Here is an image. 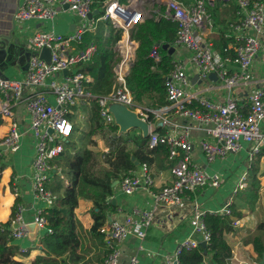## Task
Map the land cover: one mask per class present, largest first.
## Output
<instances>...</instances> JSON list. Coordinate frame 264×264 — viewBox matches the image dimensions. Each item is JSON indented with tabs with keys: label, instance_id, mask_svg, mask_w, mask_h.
<instances>
[{
	"label": "built area",
	"instance_id": "1",
	"mask_svg": "<svg viewBox=\"0 0 264 264\" xmlns=\"http://www.w3.org/2000/svg\"><path fill=\"white\" fill-rule=\"evenodd\" d=\"M216 1L229 0H194L190 5L171 0L168 2L166 16L178 22L176 45L192 51V61L198 67L200 77L210 78L211 73H216L224 86L232 88L253 80L250 67L261 50V37L264 36V1L238 0L239 12L243 14V18L230 26L236 31L250 30L254 33L233 36L236 44H228L222 51L216 49L210 38L216 23L209 11V5ZM96 2L97 0H25L15 12L14 17L17 20L31 18L53 20L58 14V7L68 4L67 9L78 16L79 23L68 35L55 31H38L33 34L29 42L34 52L29 58L22 80L0 75V118L8 124V131L0 145L6 146L11 152H17L21 148L23 135L12 110V103L23 98L25 89L29 90L26 105L31 117L30 131L36 146L32 165V186L36 201L41 203L36 208L32 221H28L24 216L25 206L22 203L16 205L15 212L9 220L10 236L14 240L31 238V231L28 228L31 222L36 224L35 232L36 230L53 232L49 227L48 211L57 205L62 197L49 187L52 175L57 169L53 160L65 150L63 140L73 133V124L69 116L73 113V107L82 100H94L98 103L106 126L115 124L114 115L108 107L110 101L126 103L147 120L150 112L155 113L166 126L169 123L163 117V113L171 109L176 115L190 119L196 123L195 126L207 131L208 138L200 141V147L209 163L230 153H239L244 149L245 143L254 144L249 153L250 159L264 149V128L261 126L264 119V83L250 96V107L248 113H245L243 107L232 97H228L224 102L212 101L199 92L189 91L187 87L191 83L185 65L175 60L174 67L166 78L169 105L161 109L136 105L126 84V77L134 64L137 49V43L129 32L135 24L142 21L144 13L137 7H130L129 10L134 13L129 22H126L117 14L121 7L118 2L114 1V5L106 4V11L102 15L95 13ZM107 18H111L115 26H120L124 30L116 44L121 55L115 69L119 85L106 96H95L86 88L90 75L85 71L72 69V66L92 60L98 49L97 43L91 42L83 48L79 45L86 32L94 30L99 21ZM126 33L128 37L125 36ZM225 37H231V34L226 33ZM44 47L51 51L50 61L41 57ZM153 56L157 60L160 59L156 51L153 52ZM66 70H69L68 74L64 73ZM57 76H61L62 80H58ZM192 127L184 125L180 132L161 133L154 129L150 130L149 148L153 149L161 144L168 146V158L172 161V172L176 179L160 191L151 190L154 204L150 208H135L124 219L111 217L106 231L108 252L102 264H139L137 254L131 255L126 263L122 261L121 243L130 234L137 233L144 238L162 214L171 215L183 206L188 192L207 185L221 186V175L209 173L193 159L195 143L191 140ZM111 152L110 146H104L100 149V156L106 159ZM141 168L145 185L152 186L154 178L149 172L148 163H142ZM259 181L258 201L264 205V175L259 176ZM141 183V178L132 170L122 178L121 189L131 194L141 187ZM246 186L247 176L244 175L239 187ZM232 204L233 199L219 212L212 213L230 216ZM204 215L205 212L200 205H195L191 224L197 231L203 233L204 240L209 243L211 234L204 222ZM136 216L140 219H136ZM138 224L140 227L136 230L135 226ZM238 224L240 220L235 219L234 225ZM199 244V241L193 238L181 241L173 253L165 255V264H180V254L197 248ZM19 250L26 252L25 247H20Z\"/></svg>",
	"mask_w": 264,
	"mask_h": 264
},
{
	"label": "crops",
	"instance_id": "2",
	"mask_svg": "<svg viewBox=\"0 0 264 264\" xmlns=\"http://www.w3.org/2000/svg\"><path fill=\"white\" fill-rule=\"evenodd\" d=\"M23 1L25 0H0V40L4 36L11 37V40L6 43V46H8V48L10 47L9 52L5 54L4 51H1L0 53V75L13 80H22L25 76L29 58L34 52V48L29 42L33 34L38 31H55L68 35L79 23L78 16L65 6L58 7V14L53 20L35 18L17 20L14 15L18 6ZM114 1L128 8H138V6L135 5L136 0H107L105 5H112ZM193 2L194 0H190L189 4L186 5H190ZM159 6L161 5L159 4L152 8H146L144 17L149 11L156 13L157 17L161 15L166 16L167 7L165 6V12H161ZM211 6H214V8L217 6V8L212 11ZM238 6V0H236L235 4L231 3V1H216L209 5V11L213 13L212 15H214L213 18L216 23V28L210 34V38L219 51L222 50L219 49L220 44L218 43L217 45V40L223 31H226L225 34H231V37H226L231 38V41L228 43L230 45L236 44V40L233 36L246 35L251 32L250 30L236 31L231 28L230 25L232 23H236L243 18V14L239 12L240 9H238ZM140 8L142 9V7ZM94 10L96 14H101L99 8H94ZM103 20L104 19L101 21L103 22ZM101 26L100 32H102L103 35L109 34L110 27L105 23ZM251 33L254 32L252 31ZM125 36L128 37V33H126ZM135 42L138 47L139 43L137 41ZM261 42V50L250 67L253 80L232 88L224 86L220 79L201 78L198 67L192 61V52L188 50L180 53L179 57L175 58V60L181 61L185 65L186 73L191 83L187 87L189 91L199 92V94L212 101L224 102L228 97H232L238 101L244 110H247L250 107V96L264 83V36L261 37ZM115 50L117 51V46H115ZM175 53L176 48L174 56ZM75 69H78V67ZM197 74H199V78L195 79ZM56 78L62 80L61 76H57ZM90 81H93L91 76ZM28 91V89H25L23 98L18 101H13L12 103V110L19 122L20 131L23 134L21 148L17 152H11L8 149H0V166H4L0 179V223H5L10 220L17 197L21 199L20 203L25 206L24 216L28 221L33 220L36 208L41 205V203H38L35 199L32 186V165L36 154V146L35 139L30 131L31 117L26 105ZM95 104L94 100H82L77 106L73 107V113L69 117L70 120L72 118L75 119L76 124H73V133L69 138L75 140L76 148L72 149V151H78L85 147L97 150L94 147L97 144L96 142L100 131H98L94 125L95 120L93 115ZM163 117L168 120L169 125H164L162 119L159 118L158 125L161 126V130L159 131L161 133L172 131L180 132L184 125L193 126L191 131V140L195 143L193 159L209 173L221 175L222 184L220 187L207 185L195 191L188 192L183 206L176 209L171 215L167 216L166 214H162L149 229L148 234L144 238H141L137 233L130 234L121 243L123 249V263H126L131 255L137 254L139 264H165V255L173 253L181 241L193 238L201 243L204 241L203 233L197 231L191 224L194 206L197 204L200 205L205 213L219 212L229 200L233 199L232 195L234 191L240 188L239 185L242 183L243 176H248L251 163L257 158L259 160L258 178L260 175H264V154L260 157L256 155L253 159L249 158V153L254 146L253 143H245L244 149L239 153H230L224 158H218L214 162L209 163L200 147V141L208 138L207 131L195 126L196 123L190 119L176 115L171 109L165 110ZM85 119L89 120V127L87 129L82 127ZM156 126V124L150 123L151 129L155 130ZM261 126L264 128V119L261 121ZM7 131V122L0 118V141H2ZM87 132L88 135H91L90 138L89 136L87 138L82 136ZM130 133H133L132 137H127ZM76 134H79V136L74 137ZM113 134L115 135V133ZM116 134V137H122L121 145L126 147L127 150L136 151L140 156L145 155L144 153H146V151L150 152L149 143L148 148L142 149L141 151L140 134L142 136L143 134L140 129L134 128L127 133L121 134H119L118 131ZM1 146L4 147V145ZM100 146L101 148L104 147L103 144H100ZM105 146H110L112 152L107 155L106 159H103L99 155V160L104 165L110 166L111 162L109 159L114 160L115 158L113 159V157L116 156L115 150L118 147L117 138L112 145L105 144ZM151 157L152 161L149 164V172L154 178V184L149 187L145 185L144 174L141 168L142 164L137 162V167L133 169V171L141 178V187L135 192L127 194L121 189V181H119L111 198L113 204L116 205V210L113 213H108V216L112 217V219H124V217L135 208H150L154 204L151 190L160 191L165 185L171 184L176 179L172 172V161H170L169 158H166L163 153L156 152H151ZM58 159L59 157L53 160L57 169L52 175L49 187L55 192L63 195L64 189L68 186L70 180L63 174V169L59 166ZM58 175L61 178L62 184L53 181V178ZM12 183L14 185L13 189L11 187ZM256 205L257 209L264 211V205L260 204L259 201H257ZM90 208L91 200H81L80 206L76 211L78 220L83 224V230L80 232L81 245L78 250L79 255L76 257L77 261L71 264H102L104 261L106 255L105 248L107 247L108 241L106 231L110 219L104 227V239L92 236L89 231L93 224ZM248 214L240 218V224L235 226L234 229L226 235V239L232 246L233 251L230 264L260 263L258 262L257 254L253 252V247L249 239L253 230H248L247 226L249 225L245 224ZM136 219H140V217L136 216ZM139 227L140 225L138 224L135 226V229L137 230ZM44 232L46 231L36 230L34 238L14 240V243L19 245V248H26V252H21L19 250L21 254L16 258L30 261L37 255H40V242ZM103 242L106 243V247L102 246Z\"/></svg>",
	"mask_w": 264,
	"mask_h": 264
},
{
	"label": "trees",
	"instance_id": "3",
	"mask_svg": "<svg viewBox=\"0 0 264 264\" xmlns=\"http://www.w3.org/2000/svg\"><path fill=\"white\" fill-rule=\"evenodd\" d=\"M106 1L97 0L94 5L95 8L100 9V15L106 11ZM177 1L184 4L190 2V0ZM229 1L234 4L236 2V0ZM159 8L161 12L166 10L164 5ZM216 8L217 6L215 8L211 6L212 11ZM238 9H240L239 6ZM104 23L110 27V32L107 35L100 32L101 25ZM178 28V22L171 17L164 15L157 17L156 13L149 11L143 21L138 22L130 29L131 38L139 45L136 49L134 64L126 77V84L136 105L150 109H161L169 105L166 78L174 67L175 57L174 53L170 54L169 50L164 48V45L168 44L169 47L176 48ZM123 31L122 27L114 25L111 18H107L103 22L99 21L94 30L86 32L79 45L80 48H83L89 43L95 42L98 46L91 61L76 66L78 70L87 72L93 78V81L86 84V88L95 96H106L119 85L115 69L121 60V55L115 50V46ZM225 32L223 31L217 40L220 50H223L231 41V38L225 37ZM154 51L158 53L159 60L153 56ZM95 103L93 117L98 123V128L102 132L117 133L119 127L114 123L106 126L102 120L99 105L96 101ZM248 110H245V113H248ZM148 121L157 125L156 131L161 130V126L158 125L159 117L155 113L150 112ZM105 127H108V130ZM140 137L142 151V149L148 148L149 136L143 137L140 134ZM116 138L118 147L115 150V159L108 158L111 162L110 166L100 162L96 150L85 147L78 151H72L76 148L75 140L69 137L63 140L65 150L59 156L58 164L62 167L63 174L69 178L70 183L64 189V194L57 205L48 211L49 227L53 229V232L43 233L40 242V255L30 261L19 260L16 257H19L21 253L19 245L15 244L14 239L10 236V221L0 223V264H71L76 262L81 245L80 232L83 230V224L76 216L81 200H91L90 212L93 220L89 229L91 235L104 239V227L109 220L108 213H113L116 210V205L111 199L117 187V185L113 186L114 181H121L124 176L137 167V162L140 164L147 162L149 165L152 161L151 152L163 153L166 158L169 153L168 146L161 144L140 156L136 151L127 150L121 145V136ZM263 154L264 149L258 154V157ZM258 165V158L251 163L247 186L237 190V198L233 200L230 216L212 212L205 213L204 222L211 234V239L206 248L200 243L197 248L191 251H183L179 256L180 264L231 263L233 251L226 235L234 229L235 219L256 212L260 187ZM3 170L4 166L1 165L0 179ZM11 187L14 188L13 183ZM20 202L21 199L17 197L12 214ZM249 239L253 252L257 254L258 262H261L264 255V221L260 223L256 232ZM102 246L106 247V243L103 242ZM205 250H207L206 253ZM107 252L108 247L105 248V253Z\"/></svg>",
	"mask_w": 264,
	"mask_h": 264
},
{
	"label": "water",
	"instance_id": "4",
	"mask_svg": "<svg viewBox=\"0 0 264 264\" xmlns=\"http://www.w3.org/2000/svg\"><path fill=\"white\" fill-rule=\"evenodd\" d=\"M66 8L69 7L68 4L64 5ZM134 11H130L127 6H122L118 9L117 14L120 15L122 18L126 20V22H129V19L133 15ZM91 16V15H90ZM11 40V37L4 36L0 40V53L1 51H4L5 54L9 52L10 47L6 46V43ZM165 49L169 50L170 54H173L175 52V47H169L168 44L164 45ZM41 57L46 59L47 61H50L51 59V51L48 47H44L41 51ZM65 74L69 73V70H66L64 72ZM199 78V74L195 76V79ZM210 78L218 79V75L216 73H211ZM109 110L112 112L115 118V124L119 127V134L121 133H127L129 130L137 128L142 131V134L144 137H148L151 127L150 122L141 117L140 114L135 109H131L126 103L119 102V101H110L109 102ZM0 149H7L6 146H1ZM119 183L118 180L114 181L113 186L117 185ZM111 220V217H109ZM35 227L36 224L34 222H31L28 224V228L31 231V237L34 238L35 236ZM207 241H202L201 245L206 248ZM207 250H205V253ZM260 264H264V255L260 262Z\"/></svg>",
	"mask_w": 264,
	"mask_h": 264
},
{
	"label": "rangeland",
	"instance_id": "5",
	"mask_svg": "<svg viewBox=\"0 0 264 264\" xmlns=\"http://www.w3.org/2000/svg\"><path fill=\"white\" fill-rule=\"evenodd\" d=\"M133 1H135V0H133ZM169 1H171V0H136L135 5L138 6V9H140L144 13V15H145L146 8H150V7L152 8L153 6L155 7V6H158L159 4L160 5H164L165 4L164 6L167 7ZM128 5H129V3H128ZM140 7H142V9ZM185 50H188V51L192 52L191 50H189V49H187L185 47L176 46V53H175V56L174 57L175 58H178L179 55H180V53H183V51H185ZM177 60H180V59H177ZM75 68H76V65L75 66H72V69H75ZM76 108H78V107H76ZM71 120H72L71 121L72 124H76L75 119L72 118ZM94 125H95V128L98 131H100L98 140L96 142L97 144L94 147V148H96L98 150V151L97 150L96 151L100 155V149H101L100 144L101 145L103 144L104 146H105V144L112 145V143L115 141V137H116L117 134L115 133V135H114L110 131L102 132L98 128L97 121H94ZM82 127L85 128V129H87L89 127V120L85 119L84 122H83V126ZM105 129L108 130V127L107 128L105 127ZM132 135H133V133H130L127 137H132ZM78 136H79V134L74 135V137H78ZM82 136H85L86 138L89 136V138H90L91 135H88V132H87V133H84ZM53 181L56 182V183L62 184L61 178H60L59 175L58 176H55L53 178ZM237 190L234 191V193L232 195L233 200L237 198V195H236ZM56 191H58V190H56ZM256 207H257V205H256ZM263 221H264V211H262L261 209H257L256 208V212L249 213L248 214V217H247V220H246V223L245 224L246 225H249V226H247L248 227V230H250V231L253 230V233L250 236H252L256 232V228Z\"/></svg>",
	"mask_w": 264,
	"mask_h": 264
}]
</instances>
